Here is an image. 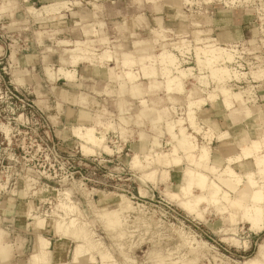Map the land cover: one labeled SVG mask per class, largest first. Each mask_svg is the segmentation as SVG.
Wrapping results in <instances>:
<instances>
[{"label": "rangeland", "instance_id": "rangeland-1", "mask_svg": "<svg viewBox=\"0 0 264 264\" xmlns=\"http://www.w3.org/2000/svg\"><path fill=\"white\" fill-rule=\"evenodd\" d=\"M51 1L0 0V193L19 199L26 210L22 226L49 240L45 260L32 257L40 243L33 241L22 264H73L76 245L90 254L86 264H104L102 254L109 264H264V159H257L264 146L256 151L253 141L264 144V0H168L172 17L152 28L143 23L151 0H123L120 14L112 1L104 8L95 0L66 1L76 13L68 12L65 32L55 35L69 45L58 46L57 37L42 36L46 25L59 28L56 17L40 8ZM226 9L252 10L254 41L218 39L214 20ZM77 19L81 23L72 26ZM212 43L225 50L210 63L202 50ZM77 45L81 59H70L69 49ZM54 49L65 50L73 65L101 63L111 72L106 87L116 88L99 96L105 102L97 108L106 129L90 126L96 142L85 138L82 127L73 139L57 135L33 90L30 76L39 69L16 68L20 54L45 58ZM127 71L136 77L129 79ZM19 76L24 79L18 82ZM147 76L154 81L152 106H146L145 92L129 91ZM191 90L197 94L189 98ZM205 97L218 99L226 113L255 118V133L242 142L228 133L216 141L200 118ZM191 99L196 101L189 105ZM121 203L127 208L116 215L120 223L102 216ZM58 221L77 234H58Z\"/></svg>", "mask_w": 264, "mask_h": 264}, {"label": "crops", "instance_id": "crops-1", "mask_svg": "<svg viewBox=\"0 0 264 264\" xmlns=\"http://www.w3.org/2000/svg\"><path fill=\"white\" fill-rule=\"evenodd\" d=\"M61 1L82 2V0H53L42 5L40 8L45 5ZM95 1L98 7L102 6L103 8L104 5H108L107 1H112L114 14L122 13L121 5L123 0ZM154 1H157L156 5L155 3H152ZM158 1L159 0H151V2L145 3L144 14L147 19H143V23H145L146 27L152 28L153 23L158 25V23L165 22L166 24L170 20V17H172L174 10L169 1ZM71 4L72 3H70V5ZM68 12L76 13L72 8H65L49 14H53V16L56 17L53 21L57 22L56 27L59 28L54 29L51 28V24H49V26L46 25L42 36L50 39V35L53 37L59 32H65L64 25L68 22V18L66 17ZM148 14L150 15V18L148 17ZM41 15L44 14L36 16L39 17ZM49 15L45 14V16L48 17ZM219 17L220 18L214 20V25L219 28L217 36L222 43L228 44L240 40L251 43L252 40H255L252 37L257 33L256 30L258 27L256 24V17L252 10L226 9V12L219 15ZM46 20L47 22L49 21L48 19ZM81 21V19H77L72 26L76 25V23L80 24ZM113 26L116 27L117 23ZM118 26L121 27V25ZM2 27L5 28V25H2ZM55 37H57V40L54 41L56 46H58L57 44H59V42L62 43L63 41H68L65 37L64 39L58 38V36ZM3 52L4 47L0 45V54ZM63 52H65V50L56 49L53 54L46 55L47 57L45 58H47V63L44 62L45 55H42L41 53L32 52L20 54L16 58V68L20 72L31 69H39V72H37L35 76H30L34 84L33 90L40 107L50 112V119L52 120V123L54 125L56 124L58 127L57 135L62 136V138L67 140L73 139V131L76 128L89 126H94L95 128L97 127L102 132L106 129L105 127H102L103 124H107L102 121V125L99 124V118L97 117L99 110L97 108L103 105L99 104V102H105L102 98H99V96L105 94L107 91H114L116 88L115 85L111 84H108L109 86L106 87V79L110 76L109 74L111 72L109 69H106L107 67L105 65H101V63L98 65L90 63L87 65L80 62L73 65L70 61L71 57L69 56V59V57L64 56ZM48 59L53 61L48 62ZM46 64L48 65L47 68ZM50 65H53V67L50 68ZM60 67L61 69L65 68V71H69L71 76L59 73L61 70ZM58 69H60L59 72L57 71ZM145 78L146 81H141L139 83L135 82V85L132 84L129 91L131 92V90H134L135 94L138 92H145L146 106H152L154 81L152 80V82H150L148 76ZM23 79L24 77L19 76L17 81L19 82ZM25 80H27V77ZM159 85H161V83ZM262 85L259 89V104L264 109V84ZM83 86L86 87H84V90H82ZM117 86L119 88V84H117ZM164 91L165 89L161 88V92ZM149 96L151 98H149ZM205 98L208 103L201 108L199 112L200 118L201 120H206L209 123L208 125H211V132L215 134L216 141L219 136H223L225 133H228V135L233 137L234 141L242 142L248 137V135H250V133H255L254 126H250L251 122H255V118L245 116L244 111L236 114H234V111L226 113L223 105L218 101V99L210 100L208 97ZM161 99L162 102H166L163 97ZM110 102H112V99H110ZM66 127L67 129H70L71 134H69L68 131H64V129L67 130ZM132 145L135 150L140 149L139 143H133ZM25 215V205H21L19 199H15L14 197L5 198V193H0V264H22L23 261H25L26 244L30 242L32 243L33 241L39 242V233L31 229L27 231V229L22 226L25 222ZM5 225H7L8 228Z\"/></svg>", "mask_w": 264, "mask_h": 264}, {"label": "bare ground", "instance_id": "bare-ground-1", "mask_svg": "<svg viewBox=\"0 0 264 264\" xmlns=\"http://www.w3.org/2000/svg\"><path fill=\"white\" fill-rule=\"evenodd\" d=\"M68 2V1H67ZM67 2L66 1H62V2H55L54 4H50V5H45V6H43V12H45V14H47V15H49V14H51V13H55V12H57V11H59V10H61V9H65V8H69V5L67 4ZM85 34V33H84ZM87 34V33H86ZM85 34V35H86ZM86 38H88V37H86ZM63 40V39H62ZM78 41V40H77ZM62 42V41H61ZM70 42V41H69ZM68 41H63V43H67V45H68V43H69ZM60 43V42H59ZM75 43H77V42H75ZM85 43V42H84ZM141 44V43H140ZM75 45V44H74ZM216 44H209L207 47H208V49L207 50H202L203 52H204V54H206V55H208L207 57H208V60L210 61V63L211 62H213V61H218V60H220V58H222V57H224V56H221V51H223V50H225V49H223V48H218V47H216L215 46ZM79 45H77V47H73V48H71V49H69V51L72 53H70V57L71 58H74L75 60H78V59H81V56H80V54H81V52H79V50L81 49V48H79L78 47ZM54 48V47H53ZM200 49V48H199ZM84 50V49H83ZM83 50H81V51H83ZM84 52H86V51H84ZM224 52V51H223ZM222 52V53H223ZM80 53V54H79ZM90 53V52H89ZM227 53V52H226ZM83 54V53H82ZM229 53H227V55H228ZM123 55H125V54H123ZM169 55H171V54H169ZM223 55V54H222ZM225 55V54H224ZM232 56V55H231ZM230 56V58L229 59H231L232 57ZM84 57V56H83ZM170 57V56H169ZM229 57V56H228ZM227 57V58H228ZM205 58V57H204ZM68 59V58H67ZM83 59V58H82ZM85 59V58H84ZM62 60V59H61ZM171 61H173L174 59H170ZM208 60L206 59V63H208ZM128 60H125V61H123V62H127ZM170 61V62H171ZM222 61V60H221ZM231 61V60H230ZM174 63V62H173ZM205 63V62H204ZM216 64V63H215ZM64 65V64H63ZM202 66V65H201ZM210 66V65H209ZM203 68V67H202ZM221 68V67H220ZM60 69H61V67H60ZM60 69H58L57 71L59 72V70ZM65 69V68H64ZM64 69H61L60 70V72L59 73H64V75L66 74L67 76H71L70 75V72L69 71H65ZM222 69V68H221ZM224 69V68H223ZM130 71V70H129ZM181 71H183V70H181ZM215 71V70H214ZM218 71V70H217ZM222 71V70H221ZM224 71V70H223ZM57 72V73H58ZM225 72H226V68H225ZM214 73V72H213ZM113 74V73H112ZM124 75H127V77L129 78V79H133V78H135L136 77V75H135V73L133 74L132 72H126ZM183 76V75H182ZM216 77V76H215ZM170 80V79H169ZM175 81V79L173 80V82ZM171 83H172V80L170 81V82H168L167 83V85H168V88H169V86H171ZM176 84L177 85H179V86H181V84H180V82H176ZM225 91H227V90H225ZM225 91H223V92H225ZM197 94V92H196V90H191L189 93H188V96H189V98H191L192 97V95L193 94ZM223 94H226V92L225 93H223ZM227 95V94H226ZM194 97V96H193ZM192 100V99H191ZM196 101V100H195ZM195 101H190V104L189 105H191V104H194L195 103ZM226 102V101H225ZM200 103H201V101H200ZM199 104V103H198ZM204 104H205V102H204ZM229 105V104H228ZM248 111V110H247ZM249 112V111H248ZM192 117V119H191V124L193 125L194 123H193V119H194V116H191ZM190 118V117H189ZM210 129V128H209ZM208 129V130H209ZM82 131H83V133H84V136H85V138H89V140L88 141H90V140H92L93 142H96L97 141V139H98V137L97 136H92V135H90L91 134V132L93 131L92 129H91V127L89 126V127H82V129H81ZM92 130V131H91ZM96 135V134H95ZM186 137V136H185ZM184 137V138H185ZM187 138V137H186ZM100 139V138H99ZM182 140H183V138H182ZM184 140H186V139H184ZM254 141V148H257V150L256 151H259L263 146H264V144L260 141V140H253ZM182 145V144H181ZM239 154L240 153H238L237 154V156H235V159H237V158H241L240 156H239ZM191 155V154H190ZM192 156H194V155H192ZM191 156V157H192ZM230 158V157H229ZM260 158H262V159H260ZM232 159V158H231ZM258 160L260 159V161H258V160H256V162L258 161V162H261V160H263L264 159V156H262V157H258L257 158ZM232 160H234V159H232ZM238 160V159H237ZM193 177V176H192ZM200 179V178H199ZM203 179V178H202ZM234 179V178H233ZM206 180V179H205ZM203 181V180H202ZM91 192V191H90ZM227 192V191H226ZM224 193V192H223ZM223 195H225V196H227L225 193L223 194ZM250 198H251V196H250ZM112 199V198H111ZM262 201V200H261ZM124 202V201H123ZM68 206V205H67ZM66 206V207H67ZM69 207V206H68ZM72 207L73 206H71V207H69V210H73L72 209ZM71 208V209H70ZM74 208V207H73ZM124 208H127V207H125V205L123 204V203H121L120 205H119V208L118 209H114L113 211H111V212H105L104 211V213H103V215L102 216H104V217H107L108 219H112L111 217H114L112 220H111V222L114 220V219H116V221H118V219L120 218V216L118 215L117 217H116V215L121 211V209H124ZM107 211V210H106ZM104 219H106V218H104ZM107 219V220H108ZM54 221V220H53ZM57 221V220H56ZM73 221L74 220H71V222L70 221H68V222H70L69 224L72 226L74 223H73ZM116 221H114L115 223H116ZM110 222V221H109ZM110 222V223H111ZM119 222V221H118ZM117 222V223H118ZM121 222V221H120ZM119 222V223H120ZM55 223V222H54ZM58 223V224H57ZM114 223V224H115ZM116 223V224H117ZM118 223V224H119ZM32 225H33V223H31ZM34 224H36V222L34 223ZM56 224V225H55ZM54 225L56 226H54L55 228H56V232L58 233H63L64 235H67V234H73V236H74V234H77V232H71V230L73 229L72 227H70V226H63V224H64V222H63V224H60V222L58 221V222H56ZM68 224V223H67ZM109 224V223H108ZM112 224V223H111ZM115 224V225H116ZM30 225V224H29ZM37 225V224H36ZM35 225V226H36ZM65 225V224H64ZM77 226V225H76ZM75 226V227H76ZM111 226V225H110ZM117 226V225H116ZM74 227V228H75ZM71 229V230H70ZM58 233V234H59ZM39 237V236H38ZM76 237H77V235H76ZM74 238V237H73ZM38 239V238H37ZM86 241V240H85ZM39 245H38V251H36L33 255H32V257L34 258V260L36 261V260H45L46 259V253H47V249H48V246H49V240L47 239V237H45V236H40L39 237ZM37 243V242H36ZM38 244V243H37ZM261 251H263V246H260V249H259V252H261ZM87 252V250L86 249H84L83 248V246L82 245H76L75 247H74V252H73V256H72V263L73 264H86V262H87V260H85L84 258H88V257H90V254H89V256H88V253H86ZM262 253V252H261ZM86 254H87V256H86ZM103 255V260L101 259V261L105 264V263H107V264H109L108 262V260H109V257H107L108 258V260L106 259V255L104 256V254H102ZM101 255V256H102ZM0 256H1V254H0ZM108 256V255H107ZM91 258V257H90ZM105 259L108 261H105ZM89 260H91V261H93V259H89ZM111 261V260H110ZM90 261H88V264H90L89 263ZM111 264H113V262H110ZM53 264H66V261L65 260H55V261H53Z\"/></svg>", "mask_w": 264, "mask_h": 264}, {"label": "built area", "instance_id": "built-area-1", "mask_svg": "<svg viewBox=\"0 0 264 264\" xmlns=\"http://www.w3.org/2000/svg\"><path fill=\"white\" fill-rule=\"evenodd\" d=\"M259 1H261V0H259Z\"/></svg>", "mask_w": 264, "mask_h": 264}]
</instances>
